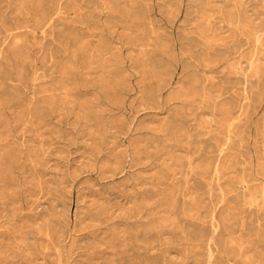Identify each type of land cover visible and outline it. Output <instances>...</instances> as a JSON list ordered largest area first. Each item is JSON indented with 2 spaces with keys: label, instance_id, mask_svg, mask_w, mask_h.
<instances>
[{
  "label": "rangeland",
  "instance_id": "obj_1",
  "mask_svg": "<svg viewBox=\"0 0 264 264\" xmlns=\"http://www.w3.org/2000/svg\"><path fill=\"white\" fill-rule=\"evenodd\" d=\"M0 264H264V0H0Z\"/></svg>",
  "mask_w": 264,
  "mask_h": 264
}]
</instances>
